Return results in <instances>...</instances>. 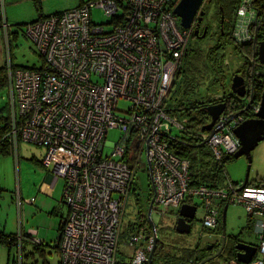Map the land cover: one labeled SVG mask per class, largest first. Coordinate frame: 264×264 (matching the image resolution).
I'll return each instance as SVG.
<instances>
[{"label":"built area","instance_id":"1","mask_svg":"<svg viewBox=\"0 0 264 264\" xmlns=\"http://www.w3.org/2000/svg\"><path fill=\"white\" fill-rule=\"evenodd\" d=\"M179 1L90 0L26 27L43 59L39 69L7 68L11 151L15 153L19 142L43 148L41 165L53 185L63 181L68 213L58 241L62 264H117L129 190L143 157L153 208L179 209L196 197L204 209L202 228L214 230L220 204L239 205L250 216L258 240L256 258L249 264L264 263V187L238 190L227 182L218 189H191L189 162L171 153L165 142L174 138L172 129L187 130V119L166 110L194 29L193 24L183 29L173 13ZM92 9L109 18L125 16L106 32L92 22ZM0 11L6 33L2 7ZM263 20L264 0H240L232 29L235 42L255 45ZM120 99L129 103L125 113L117 110ZM243 121L237 113H223L198 140L220 161L240 148L233 131ZM111 129L121 136L104 156ZM27 234L29 241L40 244L32 232ZM155 237V228L150 235L140 230L128 237L129 264H150ZM228 264L243 263L233 259Z\"/></svg>","mask_w":264,"mask_h":264},{"label":"rangeland","instance_id":"2","mask_svg":"<svg viewBox=\"0 0 264 264\" xmlns=\"http://www.w3.org/2000/svg\"><path fill=\"white\" fill-rule=\"evenodd\" d=\"M88 1L0 0V10L2 7L3 19L5 20L6 18V25L12 31L11 35L7 36L1 24L0 67L8 65L10 62L13 66L24 68L33 66L38 68L42 66V59L38 50L33 42L24 34V30L26 29L25 25L36 21L40 15L49 16L76 9L81 3ZM208 2L209 0H204L201 7L202 11H207ZM210 6L215 8L214 5ZM212 10L210 9L209 11L212 12ZM91 20L95 24L103 25L106 32H109L112 28L109 25L111 19L105 16L100 9L91 10ZM194 24L195 22H193ZM194 29L192 32L193 35ZM198 36L200 37L201 35ZM195 38H191L188 41L187 48L200 47L202 49H208L213 45L216 36L205 41H199L197 37ZM240 57L231 48L226 50L224 65L227 76L231 77L235 71L239 73L238 69H240L243 63ZM180 82L181 78L175 81L176 85L172 89V96L168 102L169 107H173V100L180 93ZM206 85L207 81H204L199 87L200 93H203L205 97L221 96L220 91L212 88L207 91ZM128 109L129 103L120 99L117 103V110L125 113ZM225 110L223 113H228ZM8 115H10L8 88L3 87L0 88V128L3 127L4 119ZM239 115L245 118L243 114ZM120 136L121 133L118 129L108 131L104 147V156L110 155L113 149L112 145L119 141ZM177 136H179V132L176 129H172L171 137ZM44 155L45 150L43 148L26 142H19L14 154H12L10 149V153L7 155H0V232L12 235L17 234L19 230H22L24 233L32 232L34 240L42 242L43 246L40 247V250L44 253V257H42V254H39L33 246L39 245L31 241H29L31 244L24 247L22 255L21 253L18 254L16 248L9 250L6 246L0 244V264H59L60 257L54 247L59 237L58 229L61 220L67 217L68 210L61 203L62 179L57 180L52 195L47 196L40 191V185L47 174V171L40 165ZM250 155L252 161L249 170L245 157L234 159L225 167L227 178L229 179L228 182L238 188L243 185L247 174L248 184L245 187L251 186L258 188L257 183L264 181V141H261ZM143 161L136 169L134 177L133 187L137 196L133 192L128 196L122 219V235L119 239L116 255V261L119 263L127 264L130 262L132 248L126 245L130 232L129 228L132 225L135 226V224H138L141 217V209L137 203H140V199H147L152 192L148 177V168L144 157ZM17 200L20 201L19 206ZM192 203L197 207V210L195 219L192 222L191 231L188 235H179L174 231L177 210L162 207L158 209L154 207L151 211L150 219L156 230L157 238L165 242V244H176L182 247L193 248L200 243L202 246L208 244L216 246V243L220 241L217 232L202 228L204 211L201 207L200 200L193 198ZM53 207H55L54 213L51 211ZM248 217L250 216H247L243 207L239 205H228L225 217L226 237H236L240 241L257 245V236L251 227L252 225L250 224L249 226ZM207 264H226V260H223L222 257L216 258Z\"/></svg>","mask_w":264,"mask_h":264},{"label":"trees","instance_id":"3","mask_svg":"<svg viewBox=\"0 0 264 264\" xmlns=\"http://www.w3.org/2000/svg\"><path fill=\"white\" fill-rule=\"evenodd\" d=\"M239 1L240 0H209L208 4L214 5L215 8L211 6L210 8L209 5L206 8L207 11H205L203 22L207 23L208 31L206 32V37L199 39V41H205L207 39L213 38V36H216V38H214V43L208 49L195 47L187 48L185 50L178 66L173 84L167 96L166 110L172 115L177 116L179 119H187V130L180 132L178 131L179 136L174 138L168 137L165 142L167 143V148L171 153H173L178 158L185 159L189 162V187L191 189H197L202 186L209 189H218L225 186L229 181L225 167L229 162L234 160L233 155H227L224 156L220 161H216L208 145L198 140L197 135L202 131L204 126L210 123V117L206 111V108L210 105L225 103L226 112L247 115L249 118L253 116L251 109L255 105L257 106L261 98V92L264 90V76L259 75L260 72L264 74V67L258 64L256 57L257 44L263 37L264 27L260 29L262 32H257L256 46L253 44V42L248 44H239L235 42L232 37V29L234 16L239 5ZM83 4L84 3H81L79 6ZM210 9H213L212 12L209 11ZM61 13H55L49 16L40 15L36 21L25 26L27 27L28 25L34 24L40 20L46 19L53 15H59ZM124 16L125 13L115 15V17L110 18L111 21L109 25L114 24L115 22H121L124 19ZM221 18L223 19L222 24H220ZM1 22L2 17L0 15V27L1 24H3ZM214 25L216 26L215 28ZM7 27L8 30L6 31V35L9 36L11 35L12 31L10 30L9 26ZM12 34L16 35L15 33ZM191 38H195L193 34L189 40ZM229 48H231L236 54L241 56L240 58H242L243 63L238 71L242 74L243 72L244 74L248 73L250 76L249 79L251 85L248 90V96L245 98V100L234 95L229 88L230 78L226 74L224 65V61L226 59V50ZM8 66H10L12 69L20 68L32 70L39 69L41 67H17L13 66L11 62L8 65L0 67V88L7 87L8 85ZM180 78V93L176 98H174L173 107H169L168 102L172 96V89L176 85L175 81ZM204 81H207V91L212 88L216 91H220L221 96L210 98L205 97L203 93H200L199 87ZM248 103H251V105L248 110H245ZM3 123V127L0 128V155H7L10 153L11 149L7 139V134L11 127L10 115L4 119ZM134 181L135 180H133L129 190V195L131 192H133V194L137 196L133 187ZM263 183L264 181L257 183L258 187H261ZM151 197L152 193L147 199H140V203H137L141 209V217L138 224H135V226L132 225L129 228L130 232L128 237L139 232L140 230H142L146 235H150L152 233V228L149 225L147 219V212ZM186 202L190 203V198L187 199ZM61 203L65 205L63 201V195ZM54 211L55 210H53L52 213H54ZM248 218L250 225L252 220L250 217ZM63 221L64 219L61 220L58 229L59 237L54 247V249L58 252L59 257L60 252L58 248V241L61 237ZM220 223L221 217L219 212L218 225L214 229V231H218V234L221 233ZM19 238L22 240H19ZM27 238L28 234L24 233L22 230H19L17 234L13 235L0 232V244L6 246L9 250L13 248L19 250L18 248H20L22 252L18 251V253H21V255L24 251V247L28 244H31ZM235 239L237 238L232 237L227 248L224 250V253L221 256L223 260H226V262L235 258L236 256V250L234 249L235 243L233 242ZM174 245H170L169 243L165 244V242L157 238V242H155L153 251L151 253L150 264H199L202 260L209 256V253H207L205 249L201 248L200 244L195 245L193 248L177 246L176 244ZM33 246L35 250L39 252V254H42V257H44V253L40 250V247L43 246L42 242L40 241L39 246ZM59 264H62L61 257L59 258ZM117 264L124 263L117 262Z\"/></svg>","mask_w":264,"mask_h":264},{"label":"water","instance_id":"4","mask_svg":"<svg viewBox=\"0 0 264 264\" xmlns=\"http://www.w3.org/2000/svg\"><path fill=\"white\" fill-rule=\"evenodd\" d=\"M204 0H180L175 6L173 13L179 18L180 26L183 29H189L193 22L195 25H200L205 12L201 10ZM264 21V20H263ZM264 27V22H263ZM198 28L194 29V36L198 39H203L206 36L207 29H205L202 35L198 36ZM264 33V32H263ZM257 61L258 64L264 67V34L260 42L257 44ZM264 81V80H263ZM230 91L239 98L244 97L246 93V87L244 80L241 76L235 74L230 80ZM250 103L246 105L245 110L249 107ZM226 108L225 103H219L210 105L206 108V111L210 117V123L202 128V131L212 130L216 120L223 113ZM235 137L239 140L240 148L233 155L234 159L245 157L248 162V170L252 161L251 152L261 142L264 141V90L261 92V98L258 104L257 111L250 119H245L240 125H238L233 131ZM51 177V176H50ZM47 176L46 180L50 178ZM248 182V174L244 179V183L238 190L244 188ZM264 187V183L262 184ZM153 209V199L149 203L147 212L148 223L151 228H154L153 222L150 219L151 211ZM227 206L224 207L221 216V243L217 252L210 257L202 260L199 264H207L210 261L218 258L223 251L226 242V230H225V217ZM196 207L187 203L182 204L178 210L177 218L175 222L174 231L179 235H188L191 231V222L195 218ZM157 242V237H155ZM210 248V247H209ZM208 248V249H209ZM234 249L237 251L236 260L239 263L249 264L255 255L256 247L250 244L238 242L235 244ZM151 259V255L149 256Z\"/></svg>","mask_w":264,"mask_h":264},{"label":"flooded vegetation","instance_id":"5","mask_svg":"<svg viewBox=\"0 0 264 264\" xmlns=\"http://www.w3.org/2000/svg\"><path fill=\"white\" fill-rule=\"evenodd\" d=\"M203 19H204V17H203ZM203 19H202V22L200 23V25H195L194 24V28H198V30H199V32H198V35H202L201 34V32L203 33V31L205 30V29H207V31H208V25H207V23L206 22H203ZM222 19V18H221ZM223 20V19H222ZM222 20H220L221 22H220V24H222ZM239 72V71H238ZM237 72L235 71L234 72V75L236 74ZM239 76H241L242 78H243V80H244V84H245V87H246V93H244L245 95H244V97L243 98H240V99H244L245 100V98L248 96V93H249V87H250V85H251V82H250V79H249V74L248 73H246V74H244V72H243V74L242 73H237ZM233 76V75H232ZM232 76L231 77H229L230 78V80H231V78H232ZM250 105H251V103L248 105L249 107H250ZM249 107L246 109V110H248L249 109ZM245 116V118L244 119H250L251 117H249L248 118V116L247 115H244ZM253 117V116H252ZM192 225V224H191ZM232 238H227L226 237V242H225V246H224V248H223V251L227 248V246H228V244H229V242H230V240H231ZM235 244L236 243H238V242H240L238 239H235L234 241H233ZM220 243H221V239H220V241L218 242V243H216L217 245L216 246H214L213 244H208V245H206V246H202L201 245V248H203V249H205L206 250V252L207 253H209V256L208 257H210L211 255H213V254H215L216 252H217V250L219 249V247H220ZM210 247V248H209ZM209 248V249H208ZM222 251V252H223Z\"/></svg>","mask_w":264,"mask_h":264},{"label":"crops","instance_id":"6","mask_svg":"<svg viewBox=\"0 0 264 264\" xmlns=\"http://www.w3.org/2000/svg\"><path fill=\"white\" fill-rule=\"evenodd\" d=\"M5 22L7 23V20H6V18H5ZM16 151V150H15ZM12 154H14V153H12ZM40 165H41V162H40ZM41 167L42 168H44L42 165H41ZM45 169V168H44ZM46 170V169H45ZM47 171V170H46ZM47 176H49L50 177V174L48 173V171H47V174H46V176H45V178H44V180H43V182H42V184L40 185V191L41 192H43L44 194H46L47 196H50V195H52V191H53V189H54V187H55V185H56V183L53 185V183H52V180H51V177L50 178H48V180H46V178H47ZM62 190H63V188H62ZM193 198H196V197H192V198H190V203H189V205H192V206H195V205H193V203H192V199ZM61 200H62V198H61ZM225 206H227L228 207V205H225V204H220V208H219V212H220V217L222 216V212H223V210H224V207ZM196 207V206H195ZM203 209V208H202ZM53 210H55V207H53L52 208V210L51 211H53ZM177 210V213H178V210L179 209H176ZM196 210H197V207H196ZM203 211H204V209H203ZM68 213V212H67ZM176 218H177V214H176ZM195 219V218H194ZM194 221V220H193ZM192 221V222H193ZM251 221V220H250ZM192 222H191V224H192ZM249 223V222H248ZM251 227L253 228V222L251 221ZM250 226V225H249ZM220 227H221V223H220ZM254 229V228H253ZM215 232H217V235H218V238H220L221 239V233H219L218 234V231H215ZM156 237H157V235H156ZM240 241V240H239ZM240 242H242V243H246V242H244V241H240ZM257 243H258V240H257ZM167 244V243H166ZM246 244H249V243H246ZM200 245H201V243H200ZM251 245H253V244H251ZM235 246V245H234ZM253 246H257V245H253ZM256 251H257V249H256ZM255 251V252H256ZM132 252V251H131ZM224 253V251L222 252V254ZM236 253H237V251H236ZM222 254L218 257V258H221V256H222ZM256 255H257V252L255 253V255H254V257L252 258V260H254L255 258H256ZM233 259H235L236 260V256H235V258H233ZM233 259H230L229 261H231V260H233ZM251 260V261H252ZM229 261H227L226 262V264H228L229 263ZM237 261V260H236ZM264 264V263H263Z\"/></svg>","mask_w":264,"mask_h":264},{"label":"bare ground","instance_id":"7","mask_svg":"<svg viewBox=\"0 0 264 264\" xmlns=\"http://www.w3.org/2000/svg\"><path fill=\"white\" fill-rule=\"evenodd\" d=\"M238 115V114H237Z\"/></svg>","mask_w":264,"mask_h":264}]
</instances>
